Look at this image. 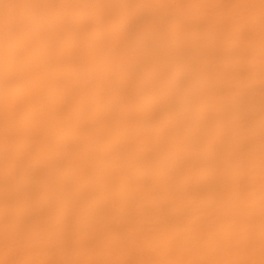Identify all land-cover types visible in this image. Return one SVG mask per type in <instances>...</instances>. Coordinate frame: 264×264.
<instances>
[{
	"label": "clouds",
	"instance_id": "1",
	"mask_svg": "<svg viewBox=\"0 0 264 264\" xmlns=\"http://www.w3.org/2000/svg\"><path fill=\"white\" fill-rule=\"evenodd\" d=\"M0 264H264V0H0Z\"/></svg>",
	"mask_w": 264,
	"mask_h": 264
}]
</instances>
